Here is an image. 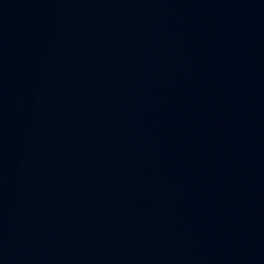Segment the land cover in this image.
<instances>
[{"label": "water", "instance_id": "1", "mask_svg": "<svg viewBox=\"0 0 264 264\" xmlns=\"http://www.w3.org/2000/svg\"><path fill=\"white\" fill-rule=\"evenodd\" d=\"M0 264H264V0H0Z\"/></svg>", "mask_w": 264, "mask_h": 264}]
</instances>
